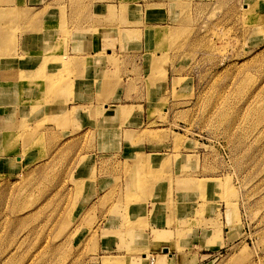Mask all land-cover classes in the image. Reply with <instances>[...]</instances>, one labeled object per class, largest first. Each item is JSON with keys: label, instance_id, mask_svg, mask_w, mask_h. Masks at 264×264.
Wrapping results in <instances>:
<instances>
[{"label": "rangeland", "instance_id": "1", "mask_svg": "<svg viewBox=\"0 0 264 264\" xmlns=\"http://www.w3.org/2000/svg\"><path fill=\"white\" fill-rule=\"evenodd\" d=\"M92 1L0 0V104L10 102L15 116L29 107L0 151V264H121L101 255L132 253L129 205L144 188L149 202L165 200L169 236L180 228L162 251H183L178 264H264V0H165V14L145 17L133 9L139 28L171 19L148 28L153 78L145 81L158 96L148 94L136 134L162 146L158 156H136L135 174L124 153L121 164L98 160L97 112L89 130L74 124L72 110L34 120L69 86L71 58L60 48L68 23L89 19ZM98 179L107 206L91 201ZM105 209L121 224L107 219L98 237ZM201 246L213 255L195 252Z\"/></svg>", "mask_w": 264, "mask_h": 264}, {"label": "crops", "instance_id": "2", "mask_svg": "<svg viewBox=\"0 0 264 264\" xmlns=\"http://www.w3.org/2000/svg\"><path fill=\"white\" fill-rule=\"evenodd\" d=\"M170 3L165 0H147L134 4L133 0H93L91 4L89 3L87 7L89 19H79V22H75V24L73 21L68 23L71 32L65 44L60 48L61 55L67 54L71 58L69 68L72 75L69 77V86L65 90L57 92L50 110L42 109L36 112L34 120L44 115L58 116L62 112L72 110L74 124L77 123L83 128L82 130H89L91 127L89 112L93 111L95 115L97 112L92 126H96L95 141L99 143L98 160L110 159L114 165L116 162L121 164L122 153H124V158L133 157V174H135L136 156L157 155L162 146V144H156L155 141L148 140L146 137H138L136 134L140 130L139 127L147 121L144 112L149 108L148 94L151 95V100L158 96L156 95L158 94L156 83L146 85L145 81L147 77H150L152 68V64L146 56L147 49L151 48L148 28L156 24L164 25L171 19L169 20L164 15L163 19L155 20L139 28L133 26V9L145 11L144 17L153 13L163 15V13L165 14L163 10L169 9ZM161 10L162 12H160ZM106 30L110 32L107 35H105ZM140 32L141 34L144 32L146 39L143 35L140 39L135 37V34ZM168 80L169 76L166 74V84H168ZM12 107L10 102L0 104V151L3 149V138L8 132L7 129L11 130L18 120L17 118L29 112V107L25 106L24 109H19L15 116V110L12 111ZM123 110L126 112L123 113ZM129 112L131 113L128 115ZM124 116H127L126 120L129 125L122 127ZM98 131H104L105 134L102 135L99 132L100 135H98ZM169 142L167 140L168 145ZM158 145L159 147L154 153H142L141 151V148L145 150L147 147H157ZM93 155L96 157L95 153ZM116 157L121 160L115 159ZM93 159L95 160L94 157ZM100 183L99 179L93 181L92 186L89 183L92 192L98 194L97 198L91 199L93 206L95 202L97 205L103 202L102 206H107V203L104 202L105 198L102 199L103 195H100L102 190ZM134 191L133 187V194ZM146 195L144 188L141 198L133 199L129 205L133 221L132 253L127 250L128 252L101 255V257H119L122 261L121 264H178L179 257L184 254L183 251L176 249L169 253L162 251L163 247L167 245L169 237L180 238L179 235H175L180 228L178 226L177 230H174L175 226H170L174 236H169L170 211L165 208V200L149 202ZM116 202L117 199L110 206L115 205ZM88 205L90 204L88 203ZM97 219L99 222L98 237H100L101 230H106L103 225L107 223V219L114 228L121 224L119 220L115 219V216L113 217L112 210L106 214L105 209L102 214L97 215ZM196 230L195 240L202 239V227L200 229L196 227ZM213 250L215 249L201 246L195 252L199 255H213L209 253ZM144 252L153 254L150 261H147V255Z\"/></svg>", "mask_w": 264, "mask_h": 264}, {"label": "bare ground", "instance_id": "3", "mask_svg": "<svg viewBox=\"0 0 264 264\" xmlns=\"http://www.w3.org/2000/svg\"><path fill=\"white\" fill-rule=\"evenodd\" d=\"M16 9H17V8H16ZM12 11H15V8L12 9V8L10 7V8L8 9V11H7V16H8V15H11V14L13 15V12H12ZM5 16H6V15H5ZM18 18H19V16H18ZM18 18L15 16L14 19L17 20ZM21 18H23V16H21ZM47 44L49 45V42H47ZM25 75H27V76H28V75H31V81H32V79H36V77H37V74L35 73V69L30 70L29 73L26 72ZM40 78H41V76L39 77V79H40ZM45 83H46V84H49L50 82H45ZM34 85H35V83H34ZM38 87H40V86H38ZM43 93H45V90H43ZM109 261H110V260H109Z\"/></svg>", "mask_w": 264, "mask_h": 264}, {"label": "water", "instance_id": "4", "mask_svg": "<svg viewBox=\"0 0 264 264\" xmlns=\"http://www.w3.org/2000/svg\"><path fill=\"white\" fill-rule=\"evenodd\" d=\"M164 251H166V250H164Z\"/></svg>", "mask_w": 264, "mask_h": 264}]
</instances>
